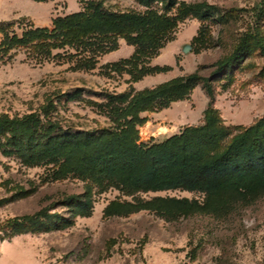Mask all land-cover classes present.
<instances>
[{"label":"rangeland","instance_id":"rangeland-1","mask_svg":"<svg viewBox=\"0 0 264 264\" xmlns=\"http://www.w3.org/2000/svg\"><path fill=\"white\" fill-rule=\"evenodd\" d=\"M116 13H144L137 0H93ZM206 3L217 8L215 20L187 18L180 21L172 40L147 67L166 69L133 82L124 70L110 65L130 59L136 47L125 39L118 48L98 59L93 70L73 69L76 60L38 64L25 50H13L0 60V114L24 117L38 114L51 119L61 130L85 132L114 126L102 104L109 94L140 92L179 76L199 71L212 78L215 109L226 128H245L264 118V0H178ZM92 0H0V44L6 33L21 35L28 28H52L53 20L88 10ZM218 18V19H217ZM211 33L209 48L196 53L193 40L203 26ZM251 42L252 54L239 66L215 75L214 65L230 55L239 43ZM79 91L81 95L70 99ZM209 98L198 85L183 100L169 108L141 113L139 143L161 142L189 126L204 123ZM97 104V105H96ZM54 165L24 166L18 158L0 150V184L10 179L35 190L24 199L0 209V220L32 215L44 208L50 214L72 220L65 230L52 228L41 234L24 233L11 240L0 239V264H264V197L238 207L226 218L196 215L167 221L142 211L125 217H104L115 190L94 196L91 217L75 216L66 204L70 196L84 192L85 183L75 177L54 178ZM6 195L0 186V198ZM144 198L175 197L203 200L200 193L182 190L148 193Z\"/></svg>","mask_w":264,"mask_h":264},{"label":"trees","instance_id":"trees-1","mask_svg":"<svg viewBox=\"0 0 264 264\" xmlns=\"http://www.w3.org/2000/svg\"><path fill=\"white\" fill-rule=\"evenodd\" d=\"M137 2L146 9L144 13L111 12L92 0L88 10L54 19L51 29L31 27L21 35L6 33L0 60L10 59L13 50H25L28 59L38 64L76 60L73 69L93 70L98 59L115 51L123 38L136 51L110 68L126 71L135 83L167 70L143 64L172 40L180 21L222 19L217 8L206 3ZM6 28L0 26V33ZM210 37L204 25L193 40L194 51L209 48ZM251 54V42L242 40L230 55L217 61L215 75L239 66ZM212 82L196 71L140 92L131 88L128 93L109 94L102 106L112 115L114 126L85 132L61 130L38 114L13 118L0 114V150L29 168L54 165L56 179L71 176L82 180L83 194L66 199L75 216L91 217L96 193L115 189L125 199L111 201L104 210L106 218L142 211L167 221L196 215L226 218L238 207L264 197V118L249 127L226 128L215 109ZM200 84L209 98L202 125L186 127L161 142L139 143L137 129L145 121L141 113L167 109L187 99ZM80 95L77 91L69 98ZM12 184L10 179L0 184L6 193L0 198V209L35 191ZM174 190L200 193L203 200L142 196ZM73 224L44 208L32 215L0 220V239L11 240L28 232L41 234L52 228L65 230Z\"/></svg>","mask_w":264,"mask_h":264}]
</instances>
